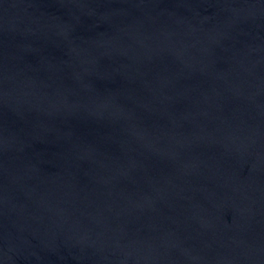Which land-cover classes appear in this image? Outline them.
Instances as JSON below:
<instances>
[{
    "label": "water",
    "instance_id": "1",
    "mask_svg": "<svg viewBox=\"0 0 264 264\" xmlns=\"http://www.w3.org/2000/svg\"><path fill=\"white\" fill-rule=\"evenodd\" d=\"M0 264H264V0H0Z\"/></svg>",
    "mask_w": 264,
    "mask_h": 264
}]
</instances>
